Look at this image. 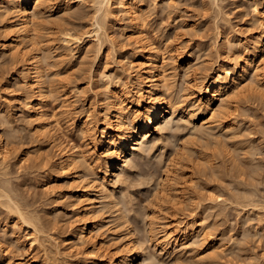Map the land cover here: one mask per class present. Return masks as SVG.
<instances>
[{"label":"rangeland","instance_id":"obj_1","mask_svg":"<svg viewBox=\"0 0 264 264\" xmlns=\"http://www.w3.org/2000/svg\"><path fill=\"white\" fill-rule=\"evenodd\" d=\"M125 1L140 7L143 23L138 29L147 48L164 56L160 64L167 76L168 94L180 110L194 100L192 79L199 82L227 63L230 50L222 36L245 40L251 49L259 33L248 0ZM117 2L113 0L112 5L116 18L110 17L106 28L113 43L103 32L100 52L90 37L83 36L82 42L77 40L72 46L58 39L66 30L82 34L93 29L96 10L92 0H46L47 7L32 32L35 46H30L39 53L45 74L39 107L47 112L51 127L56 116L61 118L60 129L54 127L58 139L85 151L94 167L98 163L92 158L100 149L92 147L80 123L87 119L92 134H99L108 80L128 81L133 95L137 90L123 56L132 59L139 43L133 36L134 26ZM4 19L0 17V143L11 152L8 164L1 160L6 172L0 166V264H92L86 253L90 244L80 246L76 239L66 240L79 225V212L70 204L69 177L55 164L60 160L56 146L47 134L35 131V123L18 104V99L26 103L30 92L22 84V60L2 51V43L12 35ZM11 19L16 21L14 13ZM243 54L236 51L232 56ZM252 80L247 79L249 88L231 96L229 105L219 110L220 125L204 129L213 135L196 129L200 113L197 118L177 114L165 124L166 129L131 153L121 180L110 184L115 197H105L101 190L95 195L94 218L102 225L107 246L115 247L130 230L143 251L138 260L142 264H264V71L259 80ZM226 122L233 126L225 127ZM84 168L80 167L79 174L97 178L96 169ZM5 193L26 214L34 215L40 233L35 234L5 207ZM201 220L206 243L190 240L187 252L173 245L169 250L161 248L164 235L160 231L167 224ZM34 234L39 239L31 244ZM197 252L205 259L193 258Z\"/></svg>","mask_w":264,"mask_h":264},{"label":"bare ground","instance_id":"obj_2","mask_svg":"<svg viewBox=\"0 0 264 264\" xmlns=\"http://www.w3.org/2000/svg\"><path fill=\"white\" fill-rule=\"evenodd\" d=\"M92 1L95 6L93 7L96 10L93 29L84 31L82 34H77L78 32H73L72 30L61 32L63 33L62 36H59V38L56 37L61 41H59L60 44L63 43L72 46L77 40L80 42L81 39L82 42L84 37H90L88 40L97 41V52H100L103 46V36L113 43L112 36L107 32L109 30L106 31L109 18L116 16L115 11L112 9L113 0ZM248 1L250 2L253 17L255 18V24L259 29L258 35L251 41L252 48H248L249 44L245 40L235 39L228 34L222 36L227 40L226 46L230 50L228 55L226 54L229 62L227 61V63L221 64L215 73L207 74L206 78L199 82L196 81L198 79L193 78L194 100L187 105L189 108L180 110L178 104H176L178 103L176 102L177 100L174 101L171 99L172 96L170 97V94H168L169 89L168 86L166 87L167 76H165L163 65L161 66L160 64L164 56L158 54L154 48H147L148 44L146 43L145 36L138 29L140 23H143L141 22L143 13L140 7L135 4L136 2L129 3L125 0H118L117 5L127 15L126 17L130 20L132 26H134L133 36L139 43L138 52L133 55L132 59H126V56H123L125 60L123 64L128 65L127 67L131 69L129 75L135 78L137 90L135 91V95H133L128 81L120 84V80H116L115 82L108 80L105 89L108 93V101L103 110V124L99 134H92V126H87V119L80 123L79 128L86 132L85 134L88 135L92 147H98L100 149L99 151H95L92 158L95 160L94 162L98 163L94 167L93 162L89 161L91 159L84 155L85 151L77 150L76 145L67 144L63 140L58 139V136H56L57 132L55 133L54 129H60L61 118L59 117L60 119H58L54 114L56 117L55 119L53 118L54 125L51 127L52 124H50L47 117V112L39 107V101L42 100L43 94L45 93V74L42 69L43 66L39 63V53H35L36 50L32 52L31 50L33 48L31 49L30 46L35 42L32 32L36 29V25L40 21L39 18L41 11H43L42 9L47 7L45 4L46 0H0V10L2 8L5 9L0 11V17L7 18V20L4 19L6 20L5 28L12 33L10 39H6L2 43V51L6 54L9 52L15 60L20 59V62L22 60V84L30 92V97L27 96L29 98L27 102L22 104L20 99H18V104L24 107L29 116L28 119L35 123V131L37 130L41 134H47L48 137L45 136L50 139H48L49 141L53 142L58 150L60 160L55 164L58 165L61 172L69 177V184L71 186V194L69 196L72 200L70 204L79 212V225L76 226L74 224L76 227H73L74 231L66 240L70 243L73 242L72 239H76V244L80 246L90 244L91 249L86 253L88 257H92L91 262H95V264H142L138 260L139 257H142L141 253L143 251L140 253L139 245L136 244L130 230L125 233L122 242L120 241L121 243L119 242L118 244L116 241L115 245H117L110 248L106 245L105 238H103L104 231L102 230V225L94 218V214L97 212L95 199L97 196L95 195L100 190V192L104 193L105 197L108 196L109 198L110 196L112 198L115 195L111 191L110 184L121 180L120 177L123 174V170L131 162V153H136L140 145L145 144L150 136L159 134L166 129L165 126L167 125L165 124H169L177 114H181L182 117L185 115L189 118H197V114L200 113V117L197 118L200 122V127L198 126L196 129L198 131L201 130V132L202 130L204 132V129L210 130L213 126L220 125L221 118L219 117L222 116L219 110H224L229 105L231 96L249 88L245 83L247 79L253 78L252 81L259 80L260 73L264 71V0ZM13 13L16 15V21L11 19ZM103 32L105 35L102 36L101 34ZM236 51H243L244 54L234 58L235 56L233 57L232 55H235ZM232 57L234 58L233 62ZM223 124L221 125L222 127L224 125L225 127L233 126L232 122ZM207 130L204 132V135L207 136L208 133L213 135V132ZM9 151L7 146L0 143V156L3 158L0 159V166L3 167L5 166V162L8 164L10 161L8 155L11 151ZM1 160H4V163ZM80 160H82L80 165L83 163L81 166H84V169H96L95 175L97 178H90L89 175L85 176L84 173L79 174L81 170V166L79 165ZM5 168H3L4 172L7 170ZM59 170L57 168L56 171ZM9 182L7 181V183ZM168 182H171V180ZM0 187L2 188V185ZM2 194L0 193V198ZM8 194L5 193L6 197H3L6 198L4 199L5 207H8L9 209H7L9 211L11 210L25 225L32 228L35 234L36 232L38 233L41 228L36 225L37 222L34 223V219L32 218L34 215L29 216L26 214L25 209L23 210L24 207L17 204L18 202L16 203ZM66 195L67 193L64 192L63 197ZM2 202H0V205ZM122 216L124 217V212ZM123 217H121L122 220ZM71 224L73 225V222ZM204 225L203 220L199 223H189V225H185L182 222L167 224L166 228L160 231L164 235V239L160 241L161 248L163 250H169L171 249L169 246L173 245L179 249V252H187L190 250V247L187 246L190 240H196L201 244L206 243L208 237ZM37 235L31 237V244L37 240ZM145 256H149L148 253ZM145 256H143V259H148V257L144 258ZM195 257H197V261L205 259L202 252H197L193 258ZM35 260V258L31 259L32 262Z\"/></svg>","mask_w":264,"mask_h":264}]
</instances>
